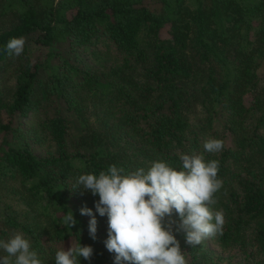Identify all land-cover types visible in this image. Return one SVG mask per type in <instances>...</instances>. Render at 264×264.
Wrapping results in <instances>:
<instances>
[{
	"label": "trees",
	"instance_id": "obj_1",
	"mask_svg": "<svg viewBox=\"0 0 264 264\" xmlns=\"http://www.w3.org/2000/svg\"><path fill=\"white\" fill-rule=\"evenodd\" d=\"M13 37L20 56L5 50ZM210 138L221 152L205 151ZM181 153L218 160L214 238L264 264V0H0V240L22 233L42 264L80 241L93 248L80 264H114L99 197L76 179L157 160L180 170ZM164 223L188 264H217L175 212Z\"/></svg>",
	"mask_w": 264,
	"mask_h": 264
},
{
	"label": "clouds",
	"instance_id": "obj_2",
	"mask_svg": "<svg viewBox=\"0 0 264 264\" xmlns=\"http://www.w3.org/2000/svg\"><path fill=\"white\" fill-rule=\"evenodd\" d=\"M24 37H13L6 51L10 56H20L24 51ZM224 141L210 138L204 149L219 153ZM180 170L157 160L150 166L137 168L125 174L124 168L111 165L99 175L82 174L72 189H80L99 197L95 201L96 212L107 216L108 229L105 246L114 254V264H188L180 244L165 217L175 212L179 217L178 229L185 234L188 245L195 247L206 238L222 233L225 223L222 210H214L217 203L214 194L222 187L218 178V160L205 161L196 153L179 154ZM81 215L91 217L89 235L96 238L97 219L91 208L82 207ZM61 224L72 228L76 220L68 211ZM0 264H42L29 239L15 233L0 240ZM90 245L70 243L56 251L55 264H80V258L91 260ZM14 258V259H13Z\"/></svg>",
	"mask_w": 264,
	"mask_h": 264
},
{
	"label": "rangeland",
	"instance_id": "obj_3",
	"mask_svg": "<svg viewBox=\"0 0 264 264\" xmlns=\"http://www.w3.org/2000/svg\"><path fill=\"white\" fill-rule=\"evenodd\" d=\"M3 77L4 83H11L13 78L12 70L6 67ZM33 147L34 151L38 154H43L45 149H47L45 142H41L40 145L33 143ZM203 242L210 250L212 259L217 264H240L241 258L239 252L234 247L218 243L214 237L206 238Z\"/></svg>",
	"mask_w": 264,
	"mask_h": 264
}]
</instances>
